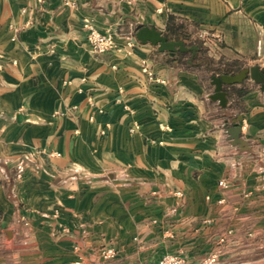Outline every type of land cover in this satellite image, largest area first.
<instances>
[{
	"label": "crops",
	"instance_id": "obj_1",
	"mask_svg": "<svg viewBox=\"0 0 264 264\" xmlns=\"http://www.w3.org/2000/svg\"><path fill=\"white\" fill-rule=\"evenodd\" d=\"M171 16L215 63L264 69V0H0V264H97L102 246L109 264H264V90L248 77L223 107L178 53L126 46ZM85 18L118 49L94 54Z\"/></svg>",
	"mask_w": 264,
	"mask_h": 264
},
{
	"label": "water",
	"instance_id": "obj_2",
	"mask_svg": "<svg viewBox=\"0 0 264 264\" xmlns=\"http://www.w3.org/2000/svg\"><path fill=\"white\" fill-rule=\"evenodd\" d=\"M137 40L142 44L150 43L158 46L163 52L170 53H189L196 51V47H187L182 41L169 40L162 32L154 27L142 26L136 33ZM248 77L262 85L264 90V69L258 66L250 69H245L237 75H216L211 78V85L214 86V93L211 95L213 101H219L221 106L225 107L228 103V91L225 89L228 86H234L242 83ZM234 145L245 146L247 143L241 140V128L234 126L230 132Z\"/></svg>",
	"mask_w": 264,
	"mask_h": 264
},
{
	"label": "built area",
	"instance_id": "obj_3",
	"mask_svg": "<svg viewBox=\"0 0 264 264\" xmlns=\"http://www.w3.org/2000/svg\"><path fill=\"white\" fill-rule=\"evenodd\" d=\"M38 3V5L42 6L45 0H34ZM77 0H63L64 6L75 7ZM83 29L86 32L88 43L91 47V50L96 55H105L107 53L116 51L118 49V45L116 42L117 34L112 29H107L105 31H100L92 18H85L83 21ZM199 38H202L203 41L206 39V34L204 32L199 33ZM126 46L134 47L138 44L136 38L129 34L126 38ZM260 45V43H259ZM261 49L258 50V56H262ZM144 72L148 73L152 78L154 74L149 69L148 65L144 62ZM12 65H16V62H13ZM5 64L2 62V55L0 54V71L4 70ZM154 80V79H153ZM157 83L165 84V80L155 79ZM103 134V133H102ZM52 156H60L58 153H52ZM219 186L222 189L228 188L227 181H220ZM218 261L217 257L214 256L211 259L202 260L199 264H215ZM157 264H191L180 257L175 255H166L164 256Z\"/></svg>",
	"mask_w": 264,
	"mask_h": 264
},
{
	"label": "trees",
	"instance_id": "obj_4",
	"mask_svg": "<svg viewBox=\"0 0 264 264\" xmlns=\"http://www.w3.org/2000/svg\"><path fill=\"white\" fill-rule=\"evenodd\" d=\"M165 36L169 40L182 41L187 47H196V51L189 53H181L178 55L181 57V60L186 59L192 67L201 69L204 67L207 74L210 76L216 75H237L242 72L241 69H232L229 65L223 63H215V60L205 54L208 52V48L205 46L203 41L191 40L186 34H184V26L178 23L174 17H169L167 29ZM217 64V65H215Z\"/></svg>",
	"mask_w": 264,
	"mask_h": 264
},
{
	"label": "rangeland",
	"instance_id": "obj_5",
	"mask_svg": "<svg viewBox=\"0 0 264 264\" xmlns=\"http://www.w3.org/2000/svg\"><path fill=\"white\" fill-rule=\"evenodd\" d=\"M178 23H180V24H182L183 26H184V34H186L191 40H194L195 41V39L196 40H198V41H203L202 40V38H199V33H197V35L195 36H193L192 35V33H190V31H189V27L188 26H186L185 25V23H182V22H180V21H177ZM142 26H144V25H140V24H138V25H134V26H132L131 27V29L128 31V35L129 34H132V36H134L135 38H136V33H137V31L140 29V27H142ZM136 40H137V38H136ZM137 42H138V40H137ZM177 53H179V52H177ZM207 57H209V53L207 52L206 54H205ZM215 65H217V64H215ZM240 69H243V67L242 68H240ZM201 72L202 73H204V74H206L207 72H206V70L204 69V67H202L201 69ZM209 75V74H208ZM175 197H177V198H183V193L181 192V191H178V190H175V191H173V193H172ZM209 222V221H208ZM218 242L220 243V244H224L225 242H226V240L225 239H221V240H218ZM133 243H136V240L134 239L133 240ZM16 246H19V244L18 243H16L15 244ZM12 246H13V243H12ZM78 247V246H77ZM117 250L114 248V247H103L102 246V249H101V251H100V254H98V256L96 257V258H93V263H97V264H103V262L104 263H106V264H109V263H111V261H113V260H115L116 259V257H117ZM166 255H175V256H177V257H180L181 259H184L185 261H187V262H189V263H191V264H199L202 260H207V259H211V258H213L214 256H216L217 257V259H218V261L215 263V264H220L221 263V258H222V256H221V254L220 253H218V252H214V251H212V252H210V253H208V254H206V255H204L201 259H199L197 262H193V261H190V260H188L186 257H184L181 253H173V254H170V253H166V254H162L159 258H158V260L156 261V263L155 264H157L164 256H166ZM83 259H85V257L84 256H82V257H80L79 256V261H81V263H82V261H83Z\"/></svg>",
	"mask_w": 264,
	"mask_h": 264
}]
</instances>
